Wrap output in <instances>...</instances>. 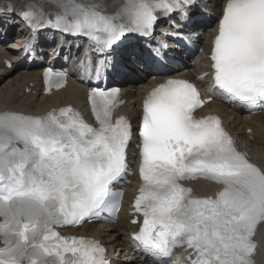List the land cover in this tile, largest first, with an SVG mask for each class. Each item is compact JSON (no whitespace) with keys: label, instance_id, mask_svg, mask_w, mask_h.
Wrapping results in <instances>:
<instances>
[{"label":"snow or ice","instance_id":"obj_1","mask_svg":"<svg viewBox=\"0 0 264 264\" xmlns=\"http://www.w3.org/2000/svg\"><path fill=\"white\" fill-rule=\"evenodd\" d=\"M189 2L124 0L108 13L98 0H25L20 16L33 30L85 35L111 48L126 33L147 35L158 13ZM210 59L214 89L264 109V0H225ZM56 75L59 87L64 74ZM118 94H88L97 126L71 106L42 116L0 111V264H110L98 240L56 229L119 209L122 193L113 186L128 169L132 127L115 115ZM203 104L183 79H168L143 100L134 202L143 221H132V239L144 264H163L180 247L190 264H255L264 168L238 150L217 116L194 115ZM197 179L218 190L194 196L183 182Z\"/></svg>","mask_w":264,"mask_h":264},{"label":"bare ground","instance_id":"obj_2","mask_svg":"<svg viewBox=\"0 0 264 264\" xmlns=\"http://www.w3.org/2000/svg\"><path fill=\"white\" fill-rule=\"evenodd\" d=\"M123 0H98L100 5L109 13L114 12ZM222 0H207L206 5L209 10L206 13L198 11V6L203 8V4L195 3L190 7L184 8L185 15L180 13L173 17H167L158 30H155L156 37L153 34L139 35L135 40H129L127 45L119 50L109 51L103 57L104 61L117 62L126 67L130 74L119 75L116 78L118 84H121L127 89H132L131 96L135 97L141 94V91L152 83L157 76L145 69L143 65V58L150 54V49L160 47L164 40L160 33L161 30L175 31L171 22L175 23L181 33L185 35L201 36L206 39L211 35L213 28V20L216 17L217 9ZM18 7H26L25 0H0V111H14L23 114L44 113L56 104L63 105L68 102L79 104L84 88L80 85L70 83L64 90L52 93L51 96L42 95L41 84L39 80L40 68L38 65L39 58L43 52L41 46L45 45L49 48L51 44L55 43L54 38L59 37L61 41H57L51 47L54 51L51 57H54V63L64 58L65 55H70L71 43H77L78 40L67 34H61L56 29L36 30L34 39V48L30 49L26 58H22L24 49V31L13 37V24L19 23V20H12L15 18V13ZM189 18H194V23L190 28L186 26ZM12 34V35H11ZM10 43L21 47L20 53L16 54L14 51L7 49L6 40ZM169 44V42H168ZM78 45V43H77ZM76 49V48H75ZM74 50V47H73ZM178 53V52H177ZM179 54V53H178ZM64 55V56H63ZM181 55V54H180ZM183 58H186L182 56ZM10 61L11 67L8 68L5 61ZM184 63V68L173 69L175 74H187L192 71H201L202 67L191 66L190 59H181ZM202 65V62H201ZM196 68H198L196 70ZM205 71V70H203ZM141 73V74H140ZM206 81L201 84L202 92L210 95V88ZM29 90L28 93L26 91ZM214 102L209 107L210 109H218L225 118L228 127L234 132H240V138L248 143L250 154L258 159L264 151V114L242 115V113L235 107H227L219 104V99L214 96ZM133 109V107H132ZM135 109V108H134ZM250 133H247V131ZM200 185H196L199 187ZM204 190H208L207 185H203ZM132 227L129 225L125 213L121 214L115 225L109 228L100 229L99 226L90 225L84 227L82 232L90 230L92 235L97 236L102 241L107 249V256L111 264H143V259L136 251L134 243L129 237V230ZM257 252L254 255L255 264H264V225H261L257 234ZM170 264H189L187 259V252H182L176 256Z\"/></svg>","mask_w":264,"mask_h":264},{"label":"rangeland","instance_id":"obj_3","mask_svg":"<svg viewBox=\"0 0 264 264\" xmlns=\"http://www.w3.org/2000/svg\"><path fill=\"white\" fill-rule=\"evenodd\" d=\"M192 70V69H191ZM242 143H245V141H243V140H240Z\"/></svg>","mask_w":264,"mask_h":264}]
</instances>
